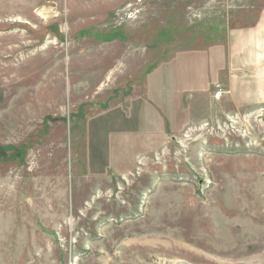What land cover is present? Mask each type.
<instances>
[{
	"label": "rangeland",
	"instance_id": "374dc122",
	"mask_svg": "<svg viewBox=\"0 0 264 264\" xmlns=\"http://www.w3.org/2000/svg\"><path fill=\"white\" fill-rule=\"evenodd\" d=\"M262 32L264 0H0V264H264V101L230 102Z\"/></svg>",
	"mask_w": 264,
	"mask_h": 264
},
{
	"label": "crops",
	"instance_id": "0c3cea01",
	"mask_svg": "<svg viewBox=\"0 0 264 264\" xmlns=\"http://www.w3.org/2000/svg\"><path fill=\"white\" fill-rule=\"evenodd\" d=\"M258 48H263L264 45V32L259 34V37H256ZM264 53V51H263ZM257 58V57H256ZM261 58V57H260ZM262 59V58H261ZM256 62V60H255ZM264 62V59L261 61H258V64H261ZM263 64H261L259 67H257V71H253L251 74L240 76L234 75L232 78L234 79L232 83H235L234 86L231 87V94H230V102L238 103L239 101L242 103L243 98H247L249 101H264V67H262ZM248 84V88L244 85ZM240 86H243L242 88ZM252 94V95H251Z\"/></svg>",
	"mask_w": 264,
	"mask_h": 264
},
{
	"label": "built area",
	"instance_id": "2783aa9c",
	"mask_svg": "<svg viewBox=\"0 0 264 264\" xmlns=\"http://www.w3.org/2000/svg\"><path fill=\"white\" fill-rule=\"evenodd\" d=\"M222 96V92L219 91L218 93H216V99L220 98Z\"/></svg>",
	"mask_w": 264,
	"mask_h": 264
}]
</instances>
